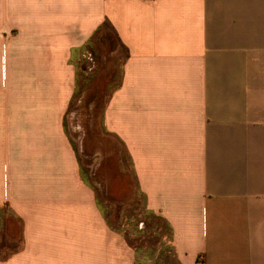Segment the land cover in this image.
I'll return each instance as SVG.
<instances>
[{
	"label": "crops",
	"instance_id": "obj_1",
	"mask_svg": "<svg viewBox=\"0 0 264 264\" xmlns=\"http://www.w3.org/2000/svg\"><path fill=\"white\" fill-rule=\"evenodd\" d=\"M104 46L123 54L106 156L68 124ZM107 163L170 254L110 223ZM3 209L20 245L0 264H264V0H0Z\"/></svg>",
	"mask_w": 264,
	"mask_h": 264
},
{
	"label": "rangeland",
	"instance_id": "obj_2",
	"mask_svg": "<svg viewBox=\"0 0 264 264\" xmlns=\"http://www.w3.org/2000/svg\"><path fill=\"white\" fill-rule=\"evenodd\" d=\"M103 44V43H102ZM99 53L86 54L84 65L80 68L79 86L70 108L68 124L73 139H78V130L85 133V145L94 147V142L100 141L102 156L107 155L108 142L102 130V111L112 88L119 80V68L123 54H116L109 59L107 46ZM105 155V156H106ZM84 153V162H87ZM107 160V157H106ZM90 161V160H89ZM108 163L102 171L103 180L100 182V204L106 212L110 223L126 235L129 243L139 250L151 248L170 254L171 243L168 228L156 216L146 214L142 198L131 191L133 182L122 180L113 181L109 187ZM113 176V174H112ZM111 190L109 198L105 189ZM9 213L0 210V256H8L20 245L18 230L6 222ZM3 221L6 222L3 223ZM143 223V226H141Z\"/></svg>",
	"mask_w": 264,
	"mask_h": 264
}]
</instances>
